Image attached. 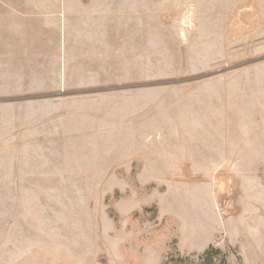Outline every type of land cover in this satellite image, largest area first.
Instances as JSON below:
<instances>
[{"label": "rangeland", "instance_id": "374dc122", "mask_svg": "<svg viewBox=\"0 0 264 264\" xmlns=\"http://www.w3.org/2000/svg\"><path fill=\"white\" fill-rule=\"evenodd\" d=\"M264 264V0H0V264Z\"/></svg>", "mask_w": 264, "mask_h": 264}, {"label": "trees", "instance_id": "16d2710c", "mask_svg": "<svg viewBox=\"0 0 264 264\" xmlns=\"http://www.w3.org/2000/svg\"><path fill=\"white\" fill-rule=\"evenodd\" d=\"M201 264H226L224 256L218 250L209 248L200 257Z\"/></svg>", "mask_w": 264, "mask_h": 264}]
</instances>
